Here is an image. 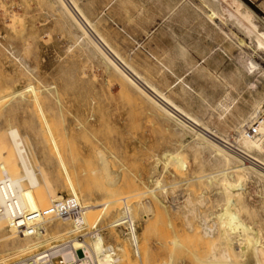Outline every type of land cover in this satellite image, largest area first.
<instances>
[{
    "label": "rangeland",
    "instance_id": "374dc122",
    "mask_svg": "<svg viewBox=\"0 0 264 264\" xmlns=\"http://www.w3.org/2000/svg\"><path fill=\"white\" fill-rule=\"evenodd\" d=\"M75 1L125 62L183 109L207 122L222 100L229 108L225 137L249 125L237 123L264 98V75L243 70L251 62L264 71V50L235 23L237 3L214 0L216 11L204 5L210 23L192 9L179 12V0ZM239 1L264 29V0ZM54 9L44 0H0V173L7 168L22 176L7 136L16 128L37 174V188L25 184L35 194L37 211L66 197L83 209L104 204L99 228L107 245L126 246L121 264H168L171 255L172 264H198L194 256L206 253V242L196 235L199 216L221 205L216 190L192 180L215 169L209 155L181 149L161 113L151 114L111 71L74 46L76 29ZM178 78L183 83L175 87ZM183 90L185 100L179 97ZM166 152L177 161L165 171L155 161ZM159 173L167 186L165 206L156 202L157 190L146 193L148 180ZM243 196V218L264 228V187L247 182ZM137 202L146 208L136 209ZM129 206L133 248L123 232L106 227ZM62 220L47 216L37 222L55 239L66 235L57 232ZM0 224L8 231L5 221Z\"/></svg>",
    "mask_w": 264,
    "mask_h": 264
},
{
    "label": "bare ground",
    "instance_id": "6f19581e",
    "mask_svg": "<svg viewBox=\"0 0 264 264\" xmlns=\"http://www.w3.org/2000/svg\"><path fill=\"white\" fill-rule=\"evenodd\" d=\"M44 1L48 4L51 3L56 12L72 23L77 32L73 43L75 47H79L82 52L87 53L92 59L97 60L100 65L111 71L145 106L150 107L148 110L151 114L158 116L155 112L161 113L176 137L180 138L179 147L181 149L187 148L196 154L206 152L209 155L210 164L215 169L194 177L192 180L196 182L203 180L206 183V188L216 190L221 197V205L217 211L199 216L198 234L196 235L201 238L202 242L204 241V244L206 242V253L203 258L194 256L195 261L198 264H264V228L259 227L254 221H247L242 216L245 209L243 207V193L245 192L246 183L255 181L264 187V136L250 138L246 134V128L239 129L236 127L234 136L225 137L223 130L228 128L225 120L229 108L222 100L217 103L215 107L217 114L212 120L207 122L200 120L169 99L165 93L125 62L104 37L95 30L75 0ZM220 1L229 3L230 0ZM231 1L239 5L238 10H235L232 15L237 26L245 32L252 43L256 44L258 49L264 50V29H261L255 21L256 16L254 13L239 0ZM179 2H181L179 12L185 14L187 10L192 9L204 20L212 22L204 5L216 11L214 0H179ZM221 32L239 49V46L233 42L227 33ZM9 54L16 61H19L12 53ZM21 66L27 72H30L24 64H21ZM243 71L246 75L252 74L254 71L264 75V71L251 62ZM181 83H183V80L178 78L175 87ZM186 87L190 89V87ZM179 97L181 100H185V90L179 94ZM263 106L264 98L257 99L252 105L249 116L242 118L237 124L252 122L260 112H264ZM209 124L216 126L217 130H209L207 126ZM7 136L22 171V176L11 175L5 166V169L1 170L0 173V222L5 221L8 229L7 231L3 228L5 224H0V264H16V261L21 262L42 248L50 250L53 256L61 257L66 264H121L124 262V259L128 256L126 246L107 245L104 236L101 234V227L99 228L101 233L92 234L90 231L94 224L100 226L101 218L105 216V212L101 213L100 208L104 204H92L85 207L79 218H58L63 220L61 224L57 225V232L66 234L65 236H59L55 239L50 238L37 222L39 218L28 223L29 225L39 224L41 231L34 236L21 235L17 232L12 223V217L16 212L27 215L37 211L35 194L27 191L25 186L27 185L30 190H34L39 186V183L36 171L29 160L28 152H26L18 130L16 128L8 129ZM176 161L174 153L166 152L161 159L155 161V166L163 163V170L166 171L169 163ZM161 173L152 176L148 180L146 193L153 194L157 190L159 196L155 197L156 202L165 206L166 202L161 197L164 196L167 186L160 184ZM187 182L185 183L187 184ZM66 198L74 199L73 197ZM126 206V201L122 202V207ZM134 207L138 210L146 208L141 202H137ZM131 208L132 206L127 207L120 218H115L106 226L112 230V234H114V229L123 232L120 226L124 223L123 219H127V224L130 221L129 214L125 212H128ZM96 211H99V213L90 224L88 219ZM118 221H120V224L116 225ZM78 233H82V239L77 238ZM123 236L126 237L133 248L134 235L131 233L129 226L128 234L126 235L123 232ZM5 241H9L10 244H2ZM172 241L174 247H180V243L176 238ZM57 242H62V245L54 246L53 243ZM64 243L67 244L63 245ZM80 250L84 254L82 259L78 255ZM111 251L114 252V255H111ZM119 252L121 254H118ZM171 256L168 264H172ZM12 259L15 261L8 263Z\"/></svg>",
    "mask_w": 264,
    "mask_h": 264
},
{
    "label": "built area",
    "instance_id": "2783aa9c",
    "mask_svg": "<svg viewBox=\"0 0 264 264\" xmlns=\"http://www.w3.org/2000/svg\"><path fill=\"white\" fill-rule=\"evenodd\" d=\"M246 134L250 138H257L264 136V112H260L246 127ZM83 212V208L75 202L74 199L64 198L59 202H56L53 206L48 209L37 211L31 214L25 215L24 213L16 212L12 217V223L21 235L27 234L28 236H34L37 232L41 231L39 224H28L33 222L40 217L54 216L57 218H79ZM123 224L120 228L123 230L124 234H128L127 219H123ZM127 225V226H124ZM91 233H101L99 226L95 224L91 227ZM82 233L77 234L78 239H82ZM64 243L63 245H66ZM53 245H62V242L53 243ZM78 255L82 259L84 257L83 252L78 251ZM111 255L114 252L111 251ZM16 264H66L61 257L53 256L50 250L42 248L35 252L34 254L26 257L23 261H16Z\"/></svg>",
    "mask_w": 264,
    "mask_h": 264
}]
</instances>
